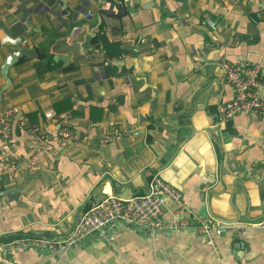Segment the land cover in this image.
Listing matches in <instances>:
<instances>
[{
	"label": "crops",
	"instance_id": "0c3cea01",
	"mask_svg": "<svg viewBox=\"0 0 264 264\" xmlns=\"http://www.w3.org/2000/svg\"><path fill=\"white\" fill-rule=\"evenodd\" d=\"M0 22L37 50L9 68L4 89L1 70L13 45L0 29V111L18 109L9 139L21 166L36 133L45 131L53 144L38 158L39 170L22 168L0 187L8 191L0 195V243L64 238L95 202L142 195L157 173L182 193L188 212L180 218L233 224L209 238L118 223L111 241L11 251L6 260L264 264V228L251 225L264 219V117L218 120L234 98L221 63L252 61L264 74V0H0ZM49 110L72 118L77 137L66 147L58 121L45 118ZM113 127L120 136L106 139ZM176 211L168 200L164 220H175Z\"/></svg>",
	"mask_w": 264,
	"mask_h": 264
},
{
	"label": "built area",
	"instance_id": "2783aa9c",
	"mask_svg": "<svg viewBox=\"0 0 264 264\" xmlns=\"http://www.w3.org/2000/svg\"><path fill=\"white\" fill-rule=\"evenodd\" d=\"M214 27V23L210 22ZM221 72L234 90V98L222 104L219 111V122H227L233 116L241 113L264 117V74L262 67L252 61H224L221 63ZM18 112L16 108L0 111V136L3 144L0 150V161L3 164L0 173V187L7 177H15L22 168L31 171L39 170L38 158L52 150L53 144L45 131L35 135L29 147L31 157L27 166H21L19 153L11 143L9 136L13 117ZM45 118L58 121V138L60 147H66L69 142L77 137L72 127V118L69 114H57L52 110L45 113ZM91 126L97 123L91 122ZM41 127H34L35 132ZM119 128L113 127L106 135L120 136ZM170 200L177 206L176 219L166 222L163 218L166 202ZM188 208L183 200L182 193L165 182L159 173L155 174L148 183L144 194L124 198L116 194H108L87 208L78 218L72 232L61 239L18 237L11 241L0 243V260L13 264L4 258V254L20 250H49L53 252L64 251L75 245L81 244L87 238H107L112 240V231L118 223L134 226L142 232L152 234L157 231H170L174 229L197 230L201 235L209 238L219 235L228 226L233 224L220 222L213 216H194V223L180 218ZM264 228V219L256 224Z\"/></svg>",
	"mask_w": 264,
	"mask_h": 264
},
{
	"label": "water",
	"instance_id": "95a60500",
	"mask_svg": "<svg viewBox=\"0 0 264 264\" xmlns=\"http://www.w3.org/2000/svg\"><path fill=\"white\" fill-rule=\"evenodd\" d=\"M0 29H2L5 33V42H9L13 45V52L11 54V56H9V58H7V60L5 61V63L3 64L1 73L2 76L5 78L6 80V86L4 87V89L8 88L10 85V79L8 77V71L9 68L15 64L16 62H18L20 57L26 56V57H34L37 56V50L35 48H30V47H26L24 46L23 43V38H13L10 34V32L8 31V29L6 28V26H4V24L2 22H0ZM1 97V94H0ZM13 190H9V192L11 193ZM3 194H8V191L3 190L0 191V195Z\"/></svg>",
	"mask_w": 264,
	"mask_h": 264
},
{
	"label": "trees",
	"instance_id": "16d2710c",
	"mask_svg": "<svg viewBox=\"0 0 264 264\" xmlns=\"http://www.w3.org/2000/svg\"><path fill=\"white\" fill-rule=\"evenodd\" d=\"M18 237H20V236H17V237H15V238H18ZM12 239H14L13 237L11 238V239H9V240H12Z\"/></svg>",
	"mask_w": 264,
	"mask_h": 264
}]
</instances>
